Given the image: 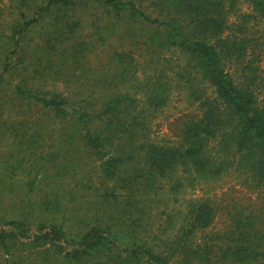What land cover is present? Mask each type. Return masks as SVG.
<instances>
[{"label": "trees", "instance_id": "16d2710c", "mask_svg": "<svg viewBox=\"0 0 264 264\" xmlns=\"http://www.w3.org/2000/svg\"><path fill=\"white\" fill-rule=\"evenodd\" d=\"M137 1L139 5L149 1L150 5L145 10L135 0L92 3L117 24H140L153 31V37L145 38L148 48L153 45L162 51L176 50L188 57V64L197 73L194 81L201 78L212 91V97L206 96L205 91L192 93L201 111L183 125V144L179 147L148 141L136 145L141 114H135L137 102L128 93L115 92L99 99H91L92 95L89 100L74 102L63 93L44 90L36 84L38 80L45 82L59 76L52 67L53 61L62 56L66 44L81 27V20L75 19L73 13L77 0H9L6 9L0 0V89L10 92L18 114H42L63 126L68 149L73 151L75 147L94 158L101 184L107 185L101 203L104 211L96 209L94 223L87 219L84 230L67 227L66 217L62 224H38L33 231L27 217L8 221L0 216V254L6 256L4 264H12V257L13 264L20 263L21 258L29 260L27 264H210L205 255L194 249L193 236L212 226L215 203L208 198L189 201L184 225L175 235L168 233L162 240L151 236L144 225L154 205L163 201L154 200L162 192L160 183L180 169L202 180L218 179L236 170L264 189V71L257 65L255 44L248 37V24L264 19V0ZM240 4L248 5L251 13L239 11ZM6 13L11 19L4 23ZM41 22L49 23L52 30L38 47L46 66L35 69L27 60L25 43L30 30ZM259 47L264 54V42ZM119 54L114 63V80L124 86L131 75L127 68L130 64L125 65L126 56ZM130 69L136 72L135 67ZM8 75H13V82ZM163 86L153 85L149 91L153 97L148 99V107L154 111L164 107L170 92L169 87ZM16 124L13 121L7 127L0 121V135L11 130L12 136L18 133ZM36 125L41 126L34 122ZM43 134L36 129L30 137V145L37 150L44 145L37 144L35 138L43 142ZM218 136L223 147L219 155L210 151L211 142ZM128 140L135 145L128 146ZM137 154L142 166L132 168L129 174L128 168L135 165ZM71 166L62 163V170L55 173L52 183L74 180L79 173L77 165ZM16 171L11 170V177L16 176ZM39 172L27 183L29 189L23 193L24 198L30 199L29 195L35 192L36 178L45 174L44 169ZM181 186L177 182L170 193ZM5 188L13 191L11 186ZM53 190L56 193V188ZM59 205L48 197L39 203V214L56 217L61 210ZM29 207L35 209L32 203ZM167 222L170 224L171 219ZM233 223V245L222 250L226 263L264 264V232L256 216L248 214ZM24 253L27 255L16 260L14 254Z\"/></svg>", "mask_w": 264, "mask_h": 264}, {"label": "rangeland", "instance_id": "374dc122", "mask_svg": "<svg viewBox=\"0 0 264 264\" xmlns=\"http://www.w3.org/2000/svg\"><path fill=\"white\" fill-rule=\"evenodd\" d=\"M3 1V7L8 8L9 0ZM77 1L78 6L73 13L75 19L81 20V27L75 37L66 44L62 56H56L53 61L52 67H55L54 71L59 76L49 77L45 82L38 80L36 84L44 90L63 93L74 102L90 98L99 99L115 92L128 93L137 102L135 114H141L138 120L141 128L137 130L136 145L137 142L148 141L157 145L182 146L180 133L183 125L201 111L192 93L205 91L206 96L212 97V91L201 78L194 81L197 73L192 71V64H188V57L176 50L162 51L152 44V47L148 48L145 38L153 37V31L142 28L140 24L130 26L126 23L117 24L107 12L93 4L92 0ZM135 1L137 5L140 4L139 1ZM147 5H150L149 1L139 6L147 10ZM238 9L246 14L251 13L248 5L240 4ZM8 12H11V7ZM2 19L6 23L11 17L6 13ZM50 27L49 23L41 22L29 32L25 43V47L28 48L25 50L32 68L42 69L46 66L38 47L51 32ZM248 32V37L255 44L253 50L258 55L257 65L264 71V54L259 47V44L264 42V19L249 23ZM117 53L126 56L125 65L130 64L127 68L131 75L124 86L115 81L117 70L114 63ZM133 67L136 68V72L130 69ZM234 69H237L236 66ZM8 77L13 82V75ZM153 85H164L163 88L167 86L170 89L164 107L156 111L148 107V99L153 97V94L149 93ZM89 96L92 97L88 98ZM13 106L10 92L6 88L0 89V121H4L7 127L16 121L18 128V133L13 136V130L3 136L0 135V216L8 221L12 218L27 217L33 231L38 224L45 226L52 223L62 224L63 217L67 219L65 225L74 231L86 229L87 219L91 220L89 223H94L96 209L100 207L104 211L101 203L107 185L101 184L102 179L96 172L98 163L85 152L76 151L75 147L73 151L69 150L63 126L53 122L51 117L42 114L24 117L18 114L16 112L18 109ZM34 122L41 126L35 127ZM21 126L25 129L21 130ZM36 129L42 130L45 134L43 142L35 138L37 144L44 145V148L39 150L36 146L30 145V137ZM128 142L130 144L128 146L135 145L134 142L129 140ZM210 148L213 153L216 151L218 155L222 153L219 152L223 150L220 136L211 142ZM128 150L127 148L126 151ZM136 157L135 165L128 168L129 174L132 168L134 170L142 166L141 156L137 154ZM51 160L54 162L50 163ZM62 163L72 165V168L77 165L79 174L74 180L67 178L52 183L55 173L62 170ZM13 169H17L15 177H11ZM43 169L45 174L42 178H36L35 192L29 195L30 199L24 198L23 193L29 189L27 183L35 179L36 173ZM177 182L182 186L171 194L170 188ZM5 186L13 187V191L7 190ZM160 186L162 192H159V196L154 200L159 202L158 200L162 198L163 201L160 199V202L154 205L152 211L145 217L144 225L148 227L151 236H157L162 240H165L168 233L175 235L184 225L189 201L208 198L215 203L217 210L212 226L193 236L194 249L205 255L210 264H227L222 256V250L233 245L230 239L234 231L233 222L236 219L254 214L260 223V229L264 232V189L259 188L254 180L243 173L230 170L218 179L202 180L180 169L172 177L162 181ZM53 188H56V193ZM48 197L60 204L61 210L57 213V218L54 214H39V203ZM31 203L35 209L29 207ZM52 217H55L54 220ZM168 218L171 219L170 224L167 222ZM25 255L27 253L22 256L14 254L16 260ZM4 257L0 254V264H4ZM13 260L12 257V264ZM18 262L27 264L29 260L21 258Z\"/></svg>", "mask_w": 264, "mask_h": 264}]
</instances>
